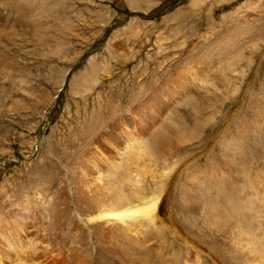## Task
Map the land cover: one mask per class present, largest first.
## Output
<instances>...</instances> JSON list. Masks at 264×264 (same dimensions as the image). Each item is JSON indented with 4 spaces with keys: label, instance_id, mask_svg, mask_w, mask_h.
Instances as JSON below:
<instances>
[{
    "label": "rangeland",
    "instance_id": "374dc122",
    "mask_svg": "<svg viewBox=\"0 0 264 264\" xmlns=\"http://www.w3.org/2000/svg\"><path fill=\"white\" fill-rule=\"evenodd\" d=\"M122 120L137 143L117 152ZM116 180L157 214L90 221L84 197L112 206ZM10 244L38 264L51 246L57 264H264V0H0Z\"/></svg>",
    "mask_w": 264,
    "mask_h": 264
},
{
    "label": "bare ground",
    "instance_id": "6f19581e",
    "mask_svg": "<svg viewBox=\"0 0 264 264\" xmlns=\"http://www.w3.org/2000/svg\"><path fill=\"white\" fill-rule=\"evenodd\" d=\"M126 120H122V121H115V124H112V122H110V127H111V130L113 131L114 129H116L118 126L120 125H123V128L122 130L119 132V136L122 135L123 136V140L121 143H118L116 145H114V150L117 152H120L121 148L119 149V145H128L130 144L131 142L132 143H137L135 140L132 141V138L130 137V134L131 132L129 130H125V125H126ZM118 136V135H117ZM94 141H97V140H94ZM106 142H109L108 139H105ZM111 144V143H110ZM131 146V145H130ZM140 146V145H139ZM123 147V146H122ZM129 147V146H128ZM137 147V146H136ZM170 147H172L170 145ZM126 148V146H125ZM146 149V148H145ZM143 151V150H142ZM122 152V151H121ZM146 152H149V151H146ZM102 159V158H100ZM100 173V172H99ZM123 179L120 177V180ZM131 181V180H129ZM121 183V181H120ZM121 185V184H120ZM119 183L117 184V180H116V183H114L113 186H115V189L114 191L111 190V192H113V194L109 195V204H113L112 206L110 205L108 207V205H106L107 207H104V209H101V210H98L97 207H100V206H96V205H93L90 200L88 198H85V203H86V207L88 208V211L89 213H91L90 217H89V220L90 221H96V222H99V221H102L104 223H109V221L113 220L115 222H118V223H121L122 226H127V225H131V223L133 222H128V221H133L135 220L137 217H140V218H144V217H148V218H152L156 211H157V207H158V196H160V194L158 196H154L148 200H144L143 203H145L144 205L142 206H139V205H135V206H131L133 205L131 203L130 204H127L125 205L124 201L125 202H130L128 199L130 197V195H127L125 192H124V189H123V186L121 185L120 187ZM135 186V185H134ZM138 186V185H137ZM111 187V185H110ZM255 187V186H254ZM137 191H139V189H136ZM254 190V189H253ZM263 192V190H262ZM140 193V192H139ZM130 194V192H129ZM133 193H131L132 195ZM158 194V193H157ZM129 196V197H128ZM133 196V195H132ZM137 196V195H136ZM133 198V197H132ZM143 199V198H142ZM134 200V199H132ZM139 200V199H137ZM136 200V201H137ZM143 201V200H142ZM147 201V202H146ZM259 201V200H258ZM133 202V201H132ZM135 202V201H134ZM116 203V204H115ZM139 203V202H137ZM65 204V203H64ZM135 204V203H134ZM130 205V206H129ZM24 209V208H23ZM64 209H57V211L55 212L57 217H59ZM16 211V210H15ZM22 212V211H21ZM20 212V213H21ZM24 214V213H23ZM157 214V213H156ZM15 215V216H13ZM10 216H13L12 219H14L15 223L21 227V229L23 230V232L26 234L27 233V230H28V227L27 225H31L32 222L28 221V218L27 216H21L19 215L18 213H14V214H11ZM245 216V215H244ZM15 217V218H14ZM137 220V219H136ZM151 220V219H150ZM142 221V220H141ZM153 221V220H152ZM136 223H139V222H136ZM80 225V224H79ZM128 228V227H126ZM132 230V228H130ZM130 229H128L129 231H127L128 233L130 232ZM137 230V229H136ZM135 232V230L133 231V233ZM136 233V232H135ZM85 235H83V233H80L79 235H77L76 233L72 234V237H73V241L74 239L76 241H80V239H83ZM86 237V236H85ZM85 240V239H84ZM248 242V241H247ZM75 243V242H74ZM50 243H47L46 245L48 246ZM43 248L45 250H43ZM52 248V246H51ZM51 248H46V247H42L41 250H43V256L44 254L45 255V259H47L46 261L48 262L49 261V264H57L58 263V260L57 257L55 258V256H52V254L50 255V253H52L50 250ZM8 251L6 252V254L4 255H0V264H38V262L40 260H38L39 258H37V261H34L33 258L30 257V250L29 249H24L23 247L19 246V245H13L10 244L8 246ZM54 251V249H52ZM39 251V250H38ZM45 251V253H44ZM40 253V252H38ZM55 253V252H54ZM108 253V252H107ZM41 254V253H40ZM49 254V255H48ZM88 254V252H87ZM33 256V255H32ZM42 256V254H41ZM49 257H51L50 259H48ZM82 258V257H81ZM27 259V260H26ZM29 259V260H28ZM36 260V259H35ZM43 260V259H42ZM41 260V261H42ZM78 260V259H77ZM93 258L91 257V259L88 260V262H85L84 260L81 262V264H96V262H92ZM60 261V260H59ZM76 261V260H74ZM79 261V260H78ZM96 261V259H95ZM37 262V263H36ZM40 263V262H39ZM79 263V262H78ZM42 264H47V263H42ZM77 264V263H76ZM111 264V263H110Z\"/></svg>",
    "mask_w": 264,
    "mask_h": 264
},
{
    "label": "water",
    "instance_id": "95a60500",
    "mask_svg": "<svg viewBox=\"0 0 264 264\" xmlns=\"http://www.w3.org/2000/svg\"><path fill=\"white\" fill-rule=\"evenodd\" d=\"M172 6H178V4H177V5L174 4V5H172ZM56 105H57V104H53L49 111H50V112L54 111Z\"/></svg>",
    "mask_w": 264,
    "mask_h": 264
}]
</instances>
